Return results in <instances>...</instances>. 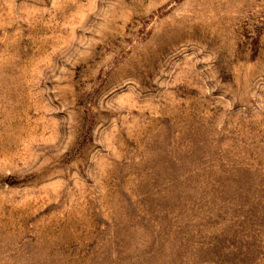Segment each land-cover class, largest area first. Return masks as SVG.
<instances>
[{
  "label": "rangeland",
  "instance_id": "1",
  "mask_svg": "<svg viewBox=\"0 0 264 264\" xmlns=\"http://www.w3.org/2000/svg\"><path fill=\"white\" fill-rule=\"evenodd\" d=\"M0 264H264V0H0Z\"/></svg>",
  "mask_w": 264,
  "mask_h": 264
}]
</instances>
